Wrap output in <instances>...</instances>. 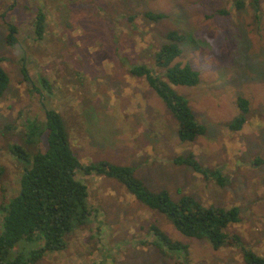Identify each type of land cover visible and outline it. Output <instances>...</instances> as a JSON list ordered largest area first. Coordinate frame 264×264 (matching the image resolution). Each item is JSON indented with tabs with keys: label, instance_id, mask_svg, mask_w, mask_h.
I'll use <instances>...</instances> for the list:
<instances>
[{
	"label": "rangeland",
	"instance_id": "1",
	"mask_svg": "<svg viewBox=\"0 0 264 264\" xmlns=\"http://www.w3.org/2000/svg\"><path fill=\"white\" fill-rule=\"evenodd\" d=\"M235 1L0 0V58L10 77L0 96V207L18 195L31 167L13 154L12 145L31 156L45 152L43 127L53 109L83 164L130 165L149 190L166 189L173 200L187 194L205 206H239L241 221L227 232L239 234L247 248L264 256V0H243L240 9ZM148 11L165 17L152 20L145 16ZM40 13L47 20L42 36L35 25ZM12 24L17 27L14 46L7 42ZM170 31L185 37L177 61L200 74L194 86L171 83L207 128L192 142L180 139L178 121L155 89L131 73L145 64L167 80L156 60ZM240 98L248 101L247 121L232 130L229 124L242 113ZM30 121L40 126L34 142L29 141ZM190 151L203 165L220 169L227 184L174 162ZM78 177L88 185L94 212L67 235L65 249L35 264H247L240 247L216 249L209 238L183 234L117 179ZM154 226L186 248L161 252ZM34 247L21 242L16 252L30 255Z\"/></svg>",
	"mask_w": 264,
	"mask_h": 264
},
{
	"label": "trees",
	"instance_id": "2",
	"mask_svg": "<svg viewBox=\"0 0 264 264\" xmlns=\"http://www.w3.org/2000/svg\"><path fill=\"white\" fill-rule=\"evenodd\" d=\"M259 0H256L258 4ZM243 0L235 1V7L242 8ZM258 6V5H257ZM218 13L226 14L230 9H220ZM152 20L165 17L160 12H145ZM135 16L129 19L134 21ZM46 15L40 13L35 25L38 36H42L46 27ZM17 27L9 26L7 42L17 44ZM168 42L162 45L157 53V66L166 69V79L155 71L140 64L131 69L133 76L144 77L148 84L155 89L172 111L178 121V134L182 141H194L206 133L205 125L199 123L183 95L177 93L171 86L197 85L200 74L190 64L178 62L182 54L180 42L184 35L177 31L168 33ZM4 58H0V96L9 87L10 77L3 67ZM242 113L230 124L232 130H241L247 121L248 101L240 98ZM48 122L42 126L47 130L48 148L31 156L19 144L12 145L13 154L28 160L31 167L26 169L18 195L5 206L0 207L3 214L4 232L0 235V264H35L47 253L63 250L67 247V235L77 226L86 224L93 214L88 204V185L78 175H101L117 179L138 200L150 208L166 214L177 229L189 237L209 238L216 249L226 245L242 249L247 264H264V256L258 255L250 247L242 243L239 234L227 232L233 223L241 221V208L232 206L222 208L215 205L205 206L191 195L184 194L178 200H173L168 190L155 193L148 189L139 178L134 167L115 164L106 160L83 164L75 155L65 128V123L56 110L47 111ZM28 124V125H27ZM30 131V142H34L40 126L36 122H27ZM12 125L6 127L10 130ZM178 165L191 167L196 173L208 180L216 181L220 186L228 182L220 169L203 165L193 151L174 158ZM3 172L0 166V174ZM156 236L155 246L163 253L169 250H184L186 246L172 241L169 236L157 226L152 228ZM26 242L35 245L32 253L27 255L22 251L16 252L19 243Z\"/></svg>",
	"mask_w": 264,
	"mask_h": 264
}]
</instances>
